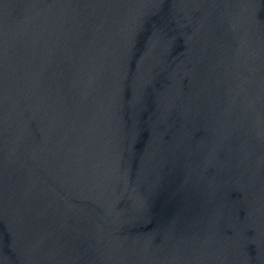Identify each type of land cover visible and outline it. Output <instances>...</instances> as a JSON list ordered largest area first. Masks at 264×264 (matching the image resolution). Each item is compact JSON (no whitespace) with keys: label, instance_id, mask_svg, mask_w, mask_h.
I'll list each match as a JSON object with an SVG mask.
<instances>
[{"label":"water","instance_id":"obj_1","mask_svg":"<svg viewBox=\"0 0 264 264\" xmlns=\"http://www.w3.org/2000/svg\"><path fill=\"white\" fill-rule=\"evenodd\" d=\"M0 264H264V0H0Z\"/></svg>","mask_w":264,"mask_h":264}]
</instances>
